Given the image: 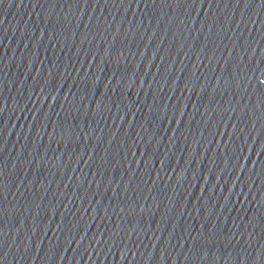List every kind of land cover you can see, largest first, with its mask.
<instances>
[{"label": "water", "instance_id": "1", "mask_svg": "<svg viewBox=\"0 0 264 264\" xmlns=\"http://www.w3.org/2000/svg\"><path fill=\"white\" fill-rule=\"evenodd\" d=\"M0 71L144 139L264 173V0H0Z\"/></svg>", "mask_w": 264, "mask_h": 264}]
</instances>
